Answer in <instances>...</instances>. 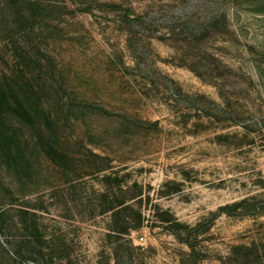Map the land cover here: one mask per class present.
Masks as SVG:
<instances>
[{
  "label": "rangeland",
  "instance_id": "374dc122",
  "mask_svg": "<svg viewBox=\"0 0 264 264\" xmlns=\"http://www.w3.org/2000/svg\"><path fill=\"white\" fill-rule=\"evenodd\" d=\"M5 1L0 80L40 88L65 161L7 109L0 264H45L33 221L57 264H264V0Z\"/></svg>",
  "mask_w": 264,
  "mask_h": 264
},
{
  "label": "trees",
  "instance_id": "16d2710c",
  "mask_svg": "<svg viewBox=\"0 0 264 264\" xmlns=\"http://www.w3.org/2000/svg\"><path fill=\"white\" fill-rule=\"evenodd\" d=\"M41 2V0H6L5 7L6 5L11 7L12 5L13 9L16 10L15 11L11 9L9 11L11 17L14 18L13 24H15V18H30L38 14L36 9L32 11L29 8H26L28 9V11L23 10L24 12H22L21 10L23 9L24 5L36 7L39 9L40 7L42 8ZM0 87V151L2 152V154L5 155L8 152L11 155L13 154V143L16 140V137L12 127H14L15 124L8 119L6 114L7 109L11 105H13L17 120L21 124H24L28 127L35 125V121L38 118V112L44 117L45 125L48 128L50 134L46 135L44 133H41L36 139L37 144L46 153V155H48L55 162H64V154L57 146V136L54 131L55 128H53L54 119L52 113L41 101L38 102L39 105L37 104L36 110H34L31 104L33 101L37 102L36 99H40V88H35L34 85L26 87H16L11 85L8 79H5L3 81L0 80ZM21 155L23 156H16L13 160L6 159L4 160V162L9 168H30L32 165L28 166L30 162L29 159L26 158L25 154ZM20 158H22L23 161H20ZM24 161L27 162V165L24 164ZM104 178L112 179V176L104 175ZM243 202L245 201L235 203L234 206L238 207L242 205ZM123 208H127V204H125V202H121L120 204H114L110 202L107 210H111L115 214H117L121 213V209ZM228 208L229 206H223L219 211L224 210L227 212ZM7 211H9V208H5L0 212V225H2V227L6 222L4 215ZM168 220L171 221V219ZM115 227L116 233H127L130 229V226L126 224L117 225ZM28 231L32 236L28 239V241H26V247L22 248L26 250L22 251H24L27 255L30 253V257L33 259H37L38 256L41 257L45 261V264H57L56 258L58 256L55 250L53 239L51 237L46 238L43 232L40 231L39 223L36 221L30 223L28 225Z\"/></svg>",
  "mask_w": 264,
  "mask_h": 264
}]
</instances>
